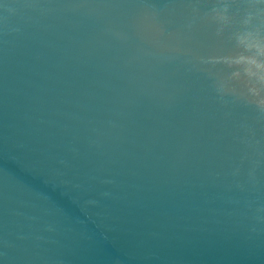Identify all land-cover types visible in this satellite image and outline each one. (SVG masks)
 <instances>
[{
	"label": "water",
	"instance_id": "1",
	"mask_svg": "<svg viewBox=\"0 0 264 264\" xmlns=\"http://www.w3.org/2000/svg\"><path fill=\"white\" fill-rule=\"evenodd\" d=\"M218 2L0 0V264H264V116L200 59Z\"/></svg>",
	"mask_w": 264,
	"mask_h": 264
},
{
	"label": "clouds",
	"instance_id": "2",
	"mask_svg": "<svg viewBox=\"0 0 264 264\" xmlns=\"http://www.w3.org/2000/svg\"><path fill=\"white\" fill-rule=\"evenodd\" d=\"M231 7L227 0H219L205 15L219 25L218 35L226 27L231 29L232 47L222 55L200 59L205 64L223 66L224 74L215 81L221 97H246L264 116V0H244L242 11L237 8L235 13H230Z\"/></svg>",
	"mask_w": 264,
	"mask_h": 264
}]
</instances>
